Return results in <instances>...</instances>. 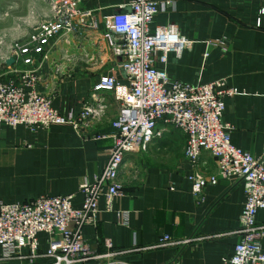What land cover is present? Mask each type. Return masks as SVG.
Instances as JSON below:
<instances>
[{"label": "crops", "instance_id": "1", "mask_svg": "<svg viewBox=\"0 0 264 264\" xmlns=\"http://www.w3.org/2000/svg\"><path fill=\"white\" fill-rule=\"evenodd\" d=\"M48 0H0V12L19 15L25 8L32 15L31 27L49 16ZM131 0H79L82 11H90L94 28L74 35L69 43H57L47 60L38 59V90L48 94L51 107L60 114L78 115L85 105L104 108L77 134L68 125H51L33 132L23 126H0V202L21 204L40 196L73 195L78 208L82 196L78 186L91 183L105 167L112 147L111 121L118 103L109 91L94 93L93 85L105 76L125 83L120 64L102 35L108 19L130 11ZM31 6V7H30ZM37 22V23H36ZM173 26L191 42L179 57L169 53L165 64L154 57V67L169 79L184 84H206L224 79L236 94L224 99L221 122L231 128V144L259 157L264 152V0H175L159 12L149 25ZM21 33L18 36H22ZM27 40V39H26ZM161 137L144 153L125 155L118 181L121 193L112 209L97 202L95 225L84 226L82 237L95 255L112 245V258L89 264H220L229 258L238 241L239 215L244 193L239 182L219 179L203 189L202 199L191 194L188 177L193 173L184 158L185 135L159 122ZM197 172L214 175V159L200 155ZM127 216L126 224L123 223ZM257 225H264V209L257 212ZM164 236L165 245H158ZM58 238V236H56ZM47 236L37 235L40 252ZM264 248V237L262 238ZM0 248V255H1ZM9 264H48L40 258Z\"/></svg>", "mask_w": 264, "mask_h": 264}, {"label": "built area", "instance_id": "2", "mask_svg": "<svg viewBox=\"0 0 264 264\" xmlns=\"http://www.w3.org/2000/svg\"><path fill=\"white\" fill-rule=\"evenodd\" d=\"M49 16L39 21L23 44L12 43L0 56V126L15 129L23 126L33 132L51 125H68L81 135L91 119L104 108L95 94L96 105H85L74 116L60 114L51 107V98L38 90V59L47 60L57 43L67 44L74 35L94 28L90 11L79 8V0H48ZM175 0H131L130 11L108 19L102 35L115 56L121 57L120 69L125 83L114 76L101 77L92 87L94 93L109 91L118 103V112L110 125L113 144L102 172L91 183L78 186L82 203L72 206L73 195L40 196L21 204L0 202V264L24 259L28 251L31 261L44 258L48 264H89L112 258V245L104 241L106 252L95 255L81 230L95 225L97 202L105 201L111 211L112 200L120 195L118 173L125 155L144 153L153 140L161 137L157 124L162 122L185 135L184 158L193 173L188 177L191 194L201 201L203 189L219 179L241 183L244 203L239 215V238L229 258L220 264H264V225L255 217L264 209V152L254 157L231 144V128L221 122L224 99L236 94L227 89L225 80L189 85L169 79L164 70L154 67V57L165 64L167 55L179 57L191 42L170 25H149L154 17ZM11 65H6L8 59ZM214 159L215 174L197 172L202 153ZM124 215L123 223L126 224ZM47 236L45 252H40L37 235ZM58 236V238H56ZM168 236L158 245H165ZM99 264V263H95ZM169 264H180L172 261Z\"/></svg>", "mask_w": 264, "mask_h": 264}, {"label": "rangeland", "instance_id": "3", "mask_svg": "<svg viewBox=\"0 0 264 264\" xmlns=\"http://www.w3.org/2000/svg\"><path fill=\"white\" fill-rule=\"evenodd\" d=\"M30 15H32L30 9L26 8L24 13L19 15L9 14L6 16L4 12H0V56L4 54V49L12 43L23 44L26 42L35 26L31 27L26 24V19ZM21 33H23L22 36H18Z\"/></svg>", "mask_w": 264, "mask_h": 264}, {"label": "water", "instance_id": "4", "mask_svg": "<svg viewBox=\"0 0 264 264\" xmlns=\"http://www.w3.org/2000/svg\"><path fill=\"white\" fill-rule=\"evenodd\" d=\"M13 63V59H8L7 61H6V65H11Z\"/></svg>", "mask_w": 264, "mask_h": 264}]
</instances>
